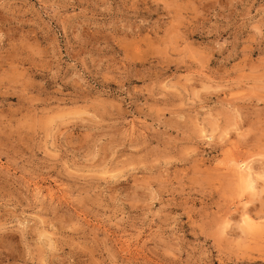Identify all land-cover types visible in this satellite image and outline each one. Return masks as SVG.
<instances>
[{
	"label": "rangeland",
	"instance_id": "1",
	"mask_svg": "<svg viewBox=\"0 0 264 264\" xmlns=\"http://www.w3.org/2000/svg\"><path fill=\"white\" fill-rule=\"evenodd\" d=\"M0 264H264V0H0Z\"/></svg>",
	"mask_w": 264,
	"mask_h": 264
},
{
	"label": "bare ground",
	"instance_id": "2",
	"mask_svg": "<svg viewBox=\"0 0 264 264\" xmlns=\"http://www.w3.org/2000/svg\"><path fill=\"white\" fill-rule=\"evenodd\" d=\"M245 170V169H244ZM248 171V170H247ZM247 171L245 172V174L247 173ZM248 175V174H247ZM252 176H253V174H252ZM248 180H246V182H247ZM254 181V180H253ZM242 182V181H241ZM244 182H245V180H244ZM253 185V184H252ZM249 186V185H248ZM248 186H246V187H248ZM242 188V187H241ZM250 188V187H249ZM242 203V202H241ZM245 204V203H244ZM245 208V207H244ZM244 214H245V212H243V216H244ZM245 215H247V213L245 214ZM249 217H250V215H249ZM242 219V218H241ZM245 219V218H244ZM247 220H248V218H246ZM250 219V218H249ZM254 220V219H253ZM246 221V220H245ZM247 222V221H246ZM254 222V221H253ZM244 223V222H243ZM248 223H249V220H248ZM250 223H252V222H250ZM245 225H246V223H244ZM248 225V224H247ZM249 226V225H248ZM252 226V225H251ZM253 227V226H252Z\"/></svg>",
	"mask_w": 264,
	"mask_h": 264
}]
</instances>
